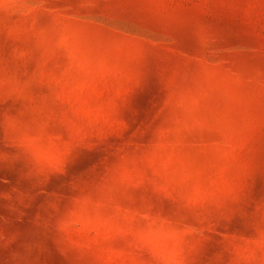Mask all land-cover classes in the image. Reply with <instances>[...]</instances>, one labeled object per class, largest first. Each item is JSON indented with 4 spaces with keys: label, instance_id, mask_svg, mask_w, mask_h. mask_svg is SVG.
<instances>
[{
    "label": "rangeland",
    "instance_id": "rangeland-1",
    "mask_svg": "<svg viewBox=\"0 0 264 264\" xmlns=\"http://www.w3.org/2000/svg\"><path fill=\"white\" fill-rule=\"evenodd\" d=\"M0 264H264V0H0Z\"/></svg>",
    "mask_w": 264,
    "mask_h": 264
}]
</instances>
